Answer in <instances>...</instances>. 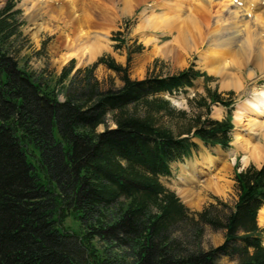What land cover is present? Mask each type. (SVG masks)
<instances>
[{
    "label": "trees",
    "instance_id": "16d2710c",
    "mask_svg": "<svg viewBox=\"0 0 264 264\" xmlns=\"http://www.w3.org/2000/svg\"><path fill=\"white\" fill-rule=\"evenodd\" d=\"M14 8L0 10V264H264V164L236 168L232 206L214 197L192 211L161 181L199 149L195 138L231 147L234 93L206 87L191 112L175 107L166 95L212 80L193 64L143 79L106 55L28 70ZM99 64L123 84L100 81ZM214 104L224 119L210 116ZM71 216L81 232L65 226ZM206 226L224 232L220 245H203Z\"/></svg>",
    "mask_w": 264,
    "mask_h": 264
},
{
    "label": "rangeland",
    "instance_id": "374dc122",
    "mask_svg": "<svg viewBox=\"0 0 264 264\" xmlns=\"http://www.w3.org/2000/svg\"><path fill=\"white\" fill-rule=\"evenodd\" d=\"M8 1H12L15 4L14 10L19 11L18 18L22 22L20 29L22 37L21 41L19 42L21 45L19 60L21 64L24 65L28 70L35 71L37 73L47 70L48 72L59 74L61 73L62 69L72 60L75 61V70H77L78 68H85L87 66L93 65L100 57L106 55L112 57L122 66L127 67L129 76L132 79H143L150 74H174L193 64L196 69H199L211 76L212 80L207 82L204 80V78H200L195 81L194 87L188 88L172 96L166 95V97L171 100L175 107L178 109L187 110L188 112H191L189 99L194 98L198 94L205 95L206 87L217 89L218 92L222 93L225 97L227 96L226 94L228 92H233L235 96V104L233 110L234 129L232 132L233 140L231 147L228 149H223L220 146L206 145L201 140L195 138L194 140L199 144V149L194 150L192 156L185 158L184 161L173 162L172 174L170 176L162 177L161 181L166 188L174 191L180 200L192 211L202 210L207 204L214 201V197H218L231 206L234 204V202L237 200L238 193L236 182L234 180L236 168L243 170L250 165L261 167L264 164V132L263 129L256 128V126L252 125L253 121L256 119V116L252 115L250 110H248L250 106L246 105V103H249L253 100L255 95H257L260 90H264V70H254V68L250 67L252 71H256V74L251 76V78H244L241 77L239 65L233 63L232 61H228V63H230L228 65L229 67L227 66V69L241 83V87H224L222 85L224 82L223 78L210 73L200 64V56L207 50V46L197 45L196 48L186 52L185 58H176L174 54L172 55V53L167 52L165 48L166 46L176 42L178 39V30L173 29L170 31V29L160 28L163 26L161 21L158 22L157 25H152V22L149 20L150 18L155 19V16L161 17L165 10H162L161 7H158V11L155 12L156 8L154 7L153 2L144 3L138 6V0H128L130 9L126 13H123V15L121 14V9L124 7L125 3H118L116 1V4L114 5L109 3L107 4V6H110L109 10L116 12L115 14L119 16L117 23L113 27H110L109 25L110 17L113 16L112 13L108 15L106 14V16H100L101 14L97 16L96 30L102 34L104 39L103 44L107 46V48H105L101 53L97 54L95 58L80 63L76 57H71L67 61L61 63L58 62L59 57L53 54V43L55 38L46 31H42L39 33V35L34 36L37 27L31 21H29L27 18L28 12L26 11V7H31L33 2L28 0H0V10ZM211 1V15L208 17L209 21L204 22L205 20H203L202 17L203 22H197L199 27L201 26L200 32L205 30L207 33L208 31L214 30V28L217 27V21H220L219 26L223 29L232 28L234 23L237 22L236 24H238L237 28L239 31V40L245 41L247 37L245 32L247 27H249L248 30L256 31L257 37H262V40L259 43L260 48L258 49H261L262 54L264 55V0L248 1V4L249 2L254 1L257 3L256 9L253 11V13L247 12L248 5H244L242 3V1L244 2L245 0H227L230 2V4L228 8L225 9L223 13H221L220 17V13L217 12L219 8V5L217 4H221L224 0ZM103 2L102 6L106 4L105 0H103ZM185 18L186 17L184 15L180 21V24H178L179 26L177 29H179L181 24L185 23ZM145 25L148 26L145 28ZM50 26H54V24H51ZM116 32H121V38H117L119 40H116L115 38ZM205 42H207V40ZM158 51L161 52L158 53ZM63 54H65V51L59 53V56H62ZM144 61L147 62L144 64ZM251 69L249 72H252ZM244 73H248V70H245ZM95 75L100 81L104 83H112L116 86L123 84L119 74L112 69H109L104 64H99L96 67ZM60 98L63 100V95H60ZM241 113H243V117L240 119L238 114L241 115ZM210 116L214 119L222 120L227 116V110L220 104H214L211 107ZM258 121L260 123L264 122V115L260 116ZM104 128L105 126L102 125L99 127V130H103ZM236 136L249 138L251 142L259 145V148L263 153L261 159H253L247 163H244L243 158L246 152L242 148L240 149L239 147H235L234 142L236 141ZM203 156H214L216 158L221 157L222 159L219 160L216 163V166H214L211 170H208L205 174L200 175V180L203 178L207 179L209 177H217L218 174L220 176H224L226 172L223 168L225 165L227 166L228 176H226L224 180L225 183H227L228 189L224 196L216 195L208 190H203V187H201L198 182L196 183L191 181V177L183 173V165H187L191 162H200L203 160ZM181 176L185 177L187 181H181ZM188 188L195 191V193L200 198L201 203L199 205H188L182 199L181 195H184V190ZM65 226L77 232H81L83 229L81 223L74 216L67 218ZM260 226L264 229L262 225ZM223 241L224 232L222 230L216 231L210 226H206L205 235L203 238V245L206 248L218 246ZM219 263L236 264L237 262L227 256H223L219 259Z\"/></svg>",
    "mask_w": 264,
    "mask_h": 264
},
{
    "label": "bare ground",
    "instance_id": "6f19581e",
    "mask_svg": "<svg viewBox=\"0 0 264 264\" xmlns=\"http://www.w3.org/2000/svg\"><path fill=\"white\" fill-rule=\"evenodd\" d=\"M28 1L33 2L31 7H26V11L28 12L27 18L29 21L37 27L34 36L39 35L42 31H46L53 36L55 38L53 43V54L59 57L58 62L61 63L67 61L71 57H76L80 63H83L84 61L92 60L97 54L107 48V46L103 44V36L98 30H96V26L97 16L100 14V16H106V14L108 15L111 13L113 14V16L110 17V27L115 26L117 23L119 16L115 14L116 12L109 10L110 6H107L108 3L111 5L116 4V1L118 3H125L124 7L121 9L122 15L130 9L128 0H105L106 4L103 6V0ZM138 1V6L144 3L153 2L154 7L156 8L155 12L158 11V7L165 10L161 17L155 16V19L150 18L149 20L152 22V25H157V23L161 21L163 26L160 28L170 29V31L173 29L178 30V39L176 42L165 48L167 52L172 53V55L174 54L176 58H185L186 52L196 48L197 45H206L207 50L200 56V64L210 73L223 78L224 82L222 85L224 87H241V83L228 71L227 68L230 63H228V61H232L239 65L241 77L244 78H251V76L256 74V71H252L251 68H254V70H264V55L262 54L261 49H258L260 48L259 43L261 42L262 37H257L256 31L248 30L249 27H247L245 31L247 37L245 41H240L238 38L239 31L237 28L238 24H236L237 22L234 23L232 28L223 29L219 26L220 21H217V27H215L214 30L208 31L207 33L205 30L200 32L201 26L199 27L197 22H203L202 17L203 20H205L204 22L209 21L208 17L211 15V0ZM248 1L249 0H245L244 2L242 1V3L248 5L247 12L253 13L256 9L257 3L254 1L249 2L248 4ZM229 4L230 2L227 0H224L221 4H217L219 5L217 11L220 13L219 17L221 16V13L228 8ZM184 15L186 17L184 19L185 23L181 24L179 29H177L179 26L178 24H180ZM51 24H54V26H50ZM147 26L148 25H145L144 27L146 28ZM206 40L207 42H205ZM62 51H65V54L59 56V53ZM159 52L161 51H158V53ZM146 62L147 61H144V64ZM250 69L252 72H249ZM245 70H248V73L245 74ZM246 105L250 106L248 110H250L252 115L256 116L252 125L256 126V128L263 129L264 132V122L260 123L258 121V118L264 115V90H260L253 100L246 103ZM243 113H241V115L238 114L240 119L243 117ZM234 145L240 149L242 148L246 152L243 158L244 163L253 159H261L263 155L259 145L251 142L249 138L236 136ZM202 159L203 160L200 162H191L187 165H183V173L189 175L191 181L198 182L200 186L203 187V190H208L216 195L224 196L228 189L227 183H225L224 180L226 176H228L227 166L225 165L223 168L226 172L224 176L218 174L217 177L203 178L200 180V175L211 170L222 158L203 156ZM181 181L186 182L187 179L181 176ZM184 192L185 194L181 195V197L188 205H199L201 203L200 198L192 189L188 188L184 190ZM258 219L259 224L264 227V207L259 211Z\"/></svg>",
    "mask_w": 264,
    "mask_h": 264
}]
</instances>
